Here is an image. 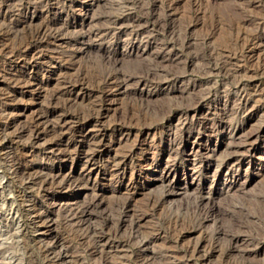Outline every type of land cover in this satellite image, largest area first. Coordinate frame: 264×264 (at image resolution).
Wrapping results in <instances>:
<instances>
[{"label": "rangeland", "instance_id": "obj_1", "mask_svg": "<svg viewBox=\"0 0 264 264\" xmlns=\"http://www.w3.org/2000/svg\"><path fill=\"white\" fill-rule=\"evenodd\" d=\"M26 228L73 264H264V0H0V264Z\"/></svg>", "mask_w": 264, "mask_h": 264}, {"label": "bare ground", "instance_id": "obj_2", "mask_svg": "<svg viewBox=\"0 0 264 264\" xmlns=\"http://www.w3.org/2000/svg\"><path fill=\"white\" fill-rule=\"evenodd\" d=\"M250 47V46H249ZM254 47V46H253ZM254 51V50H253ZM228 63V62H227ZM60 123V122H59ZM55 128V127H54ZM9 155V154H8ZM6 157H8V156H6ZM9 158V157H8ZM10 158H11V160L12 161H14L15 159H16V157H15V155H11L10 154ZM7 159V158H6ZM94 159V158H93ZM124 159V158H123ZM10 160V159H9ZM8 162V161H7ZM9 163V162H8ZM12 164V163H11ZM13 165V164H12ZM15 165V164H14ZM17 167H16V169H14L15 170V174H19V176H20V185L21 186H24L25 184H26V180L28 181V179H31L30 177L31 176H33L32 174H30L29 172H26V171H24V169L22 170L21 169V166H19V163H17V165H16ZM117 166V165H116ZM15 168V167H14ZM32 179H34V178H32ZM37 180V179H36ZM40 180V179H39ZM29 182V181H28ZM37 182V181H36ZM31 183V182H30ZM53 183V181H52V179H50L49 177H47V178H45V179H43L42 180V186H48V185H50V184H52ZM77 187V186H76ZM14 193H16V192H14ZM17 197L18 198H20L21 200H22V208L23 209H21L20 207V210H22L23 212L22 213H24L25 212V214H26V212H29V209L28 210H26L25 209V207H24V204H23V202L24 201H26V197H25V195H22L19 191H17ZM26 196H27V194H26ZM27 202V201H26ZM28 204V203H27ZM26 205V204H25ZM93 205V204H92ZM31 206V205H30ZM88 206V205H87ZM28 207V206H27ZM86 207V206H85ZM19 210V209H18ZM33 210V209H32ZM31 210V211H32ZM92 211V210H91ZM84 213H86V212H84ZM33 214V213H32ZM38 214V213H37ZM78 213H73L72 214V216H76ZM35 215V214H34ZM34 215H32V216H34ZM40 215H42L41 213H40ZM39 215V216H40ZM25 216V215H24ZM27 216V215H26ZM29 216H30V214H29ZM41 218V217H40ZM25 219V218H24ZM29 219H31L30 217H29ZM38 219V218H37ZM83 219V218H82ZM34 220V219H33ZM43 220V219H42ZM141 220V219H140ZM26 221V220H25ZM31 221H32V219H31ZM70 221V220H69ZM138 221H139V219H138ZM140 222V221H139ZM28 223V222H27ZM70 223V222H69ZM29 224V223H28ZM27 224V225H28ZM33 224H35V223H33ZM30 225V224H29ZM35 226H36V224H35ZM27 227H29V226H27ZM32 227V226H31ZM25 228V227H24ZM34 228V227H33ZM93 228V227H92ZM95 230V229H94ZM22 233V232H21ZM102 233V232H101ZM22 239H24V244H25V247H26V249H27V253L28 254H26V255H28V257H29V262H30V264H35V261H33L32 259L34 258V256L36 255V253H37V255H38V252H40L41 253V251L43 250L44 252H45V254L47 255L46 257L50 260V262H52V264H73L74 263V261L72 260V258H71V256L70 255H68V254H54V253H52V251H50V249L49 248H47V246L48 245H46V246H44V245H41V244H38V242H37V239H34L33 237L31 238V237H29V235H28V233H27V228L25 229V231H24V234H23V238ZM104 239V238H103ZM63 241H64V238L62 239L60 236H56V242L57 243H60V244H62L63 243ZM41 242V241H40ZM83 242V241H82ZM42 243V242H41ZM44 243V242H43ZM97 243V242H96ZM49 247V246H48ZM101 248V247H100ZM109 248V247H108ZM52 249V248H51ZM39 250V251H38ZM43 252V253H44ZM42 254V253H41ZM55 255V256H54ZM74 259V258H73ZM111 259V258H110ZM77 260V259H76ZM108 262V261H107ZM77 263V262H76Z\"/></svg>", "mask_w": 264, "mask_h": 264}]
</instances>
